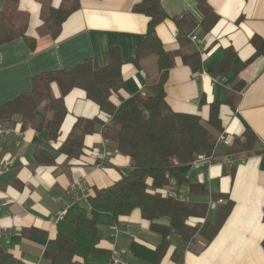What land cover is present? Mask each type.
I'll list each match as a JSON object with an SVG mask.
<instances>
[{
  "label": "crops",
  "instance_id": "crops-1",
  "mask_svg": "<svg viewBox=\"0 0 264 264\" xmlns=\"http://www.w3.org/2000/svg\"><path fill=\"white\" fill-rule=\"evenodd\" d=\"M159 1L166 19L155 33L165 52L180 56L197 52L189 40L191 35L201 42L197 73L184 65L179 55L174 57L164 85L166 104L172 112L199 116L205 126L210 105L219 104L221 131L212 133L216 138L224 133L230 143L216 147L217 159L209 168L196 169L190 164L178 168L189 183H203L206 195L190 196L187 184H172L166 191L206 205L204 219L189 221L198 231L205 221L214 222L229 204L230 212L210 241L199 233L188 242L170 234L157 260L155 251L161 236L150 229L138 209L117 223L102 214L97 221L100 252L85 260L76 258L75 264H110L113 251L126 264H264V0ZM139 2L80 0L79 9L52 39L42 20L45 10L57 7L60 0H19L18 11L28 16L26 36L36 42L34 50H29L22 39L0 45V107L30 93L32 78L39 73L73 68L86 60L94 70L105 67L110 49L119 53L124 84L110 102L117 107L134 94L147 96L159 71L155 55L143 57L138 65L132 62L148 22L145 16L131 11ZM207 12L212 14L213 24L204 32L202 22ZM252 39L257 40L256 45L262 42L259 52ZM234 61L244 67L237 71ZM237 82L242 87L235 91ZM50 89L54 99L61 98L56 84ZM62 101L66 115L54 141L47 140L43 130L20 129L17 120L0 123L20 133L16 139L0 140V162L12 160L10 168L0 173V230L7 233L6 239L0 236V248L25 264H47L43 254L51 249L50 242L56 236L53 218L61 207L55 197L70 199L68 189L77 181L90 194L94 188L110 187L130 171L129 158L116 152L114 141L106 134L110 117L79 89L63 96ZM76 122L84 138L81 154L72 158L57 149ZM247 129L256 137L255 148L231 151L232 144L241 142ZM103 151L108 153L107 158L102 157ZM230 153L245 157L246 162L224 165L223 156ZM51 157L49 163L38 161ZM154 223L167 226L169 220L162 217Z\"/></svg>",
  "mask_w": 264,
  "mask_h": 264
},
{
  "label": "trees",
  "instance_id": "trees-1",
  "mask_svg": "<svg viewBox=\"0 0 264 264\" xmlns=\"http://www.w3.org/2000/svg\"><path fill=\"white\" fill-rule=\"evenodd\" d=\"M18 2L2 0L0 45L22 39L29 50H34L36 40L26 36L28 16L18 11ZM79 6L80 0H60L57 7L49 6L42 20L46 34L52 39L57 38L64 21ZM131 11L148 18L144 39L136 47L132 62L138 65L145 56L157 57L159 76L157 82L148 88L147 96L134 94L121 100L117 107L110 102V97L124 88L120 74L122 61L118 51L110 49L105 67L94 70L91 62L86 60L73 68L39 73L32 78L30 93L22 94L0 107V123L17 120L20 129L29 127L43 130L47 140L54 141L66 115L62 97L79 89L101 112L110 117L111 123L106 134L114 141L116 152L130 161L128 174L121 175L110 187L92 189L87 198L89 209L80 204L69 207L57 223L56 236L49 245L51 249L43 254L47 264H75L76 258L85 260L89 255L100 252L97 221L102 214L117 223L138 209L141 218L150 223V229L161 236L160 245L155 251L157 260L167 247L170 234H177L182 242H188L199 233L210 241L230 212L231 204L220 210L214 222L205 221L198 231L189 221L204 219L206 205L165 195L170 181L176 186L187 184L192 197L206 195L203 183H189L178 173V168L190 164L197 154L210 155L214 150L216 137L212 131H221L220 105H210L206 126L197 115L175 113L169 109L165 101L164 85L168 70L174 66V57L180 54L165 52L156 36L155 29L166 19V15L159 0H140ZM202 24L203 31L207 32L213 24L211 13L204 15ZM256 42V39H252L259 52L263 44L259 42L256 45ZM180 57L193 73L200 70L197 52L190 51ZM234 66L239 71L244 64L234 61ZM52 84L57 85L61 98H53L50 89ZM241 87L242 84L237 82L234 90L238 91ZM227 103L230 104V99ZM83 138L79 122H76L57 152L72 158L78 157L82 152ZM255 146L256 137L247 129L242 134V141L233 143L230 150H250ZM38 161L49 163L53 158ZM162 217L168 218L167 226L154 223ZM261 247L264 251V238ZM173 256L176 257L175 253ZM175 259L178 260L177 257ZM0 264L25 263L0 248Z\"/></svg>",
  "mask_w": 264,
  "mask_h": 264
},
{
  "label": "built area",
  "instance_id": "built-area-1",
  "mask_svg": "<svg viewBox=\"0 0 264 264\" xmlns=\"http://www.w3.org/2000/svg\"><path fill=\"white\" fill-rule=\"evenodd\" d=\"M189 40L194 45L195 50L198 52L200 50V45H199V43H201L200 40L197 38L196 35H191L189 37ZM19 135L20 133L13 128H7V127L0 126V140L3 138H5L6 140L16 139V137H18ZM219 145H223V146L230 145L224 133L220 134L219 137L216 138L215 148L210 155H207L206 153H199L195 156V158L190 163V165L196 169L209 168L217 159L216 158V147ZM101 155L102 157H105V158L108 157V153L105 151H103ZM261 156L264 157V149L262 151ZM223 159H224L223 160L224 165L229 166V167L244 164L246 162L245 157L236 156L232 153L224 155ZM11 164H12L11 159H2L0 162V173L8 170ZM172 184L173 182L170 181L169 186ZM68 194L70 196V199L68 200H64L61 196L55 197V201L58 202L61 205V207L53 218L54 223H58L63 218L66 211L69 209V207L73 204H80L83 208L89 209V205L87 202V198L89 196L88 190L81 181H77L76 183L72 184L68 189ZM165 195H172L176 197L174 193L169 192V191H165ZM218 203L222 204L223 200H219ZM0 236L3 239L7 238V233L5 229L0 230ZM110 264H126V262L123 258L119 256V254L116 251H113L110 256Z\"/></svg>",
  "mask_w": 264,
  "mask_h": 264
},
{
  "label": "rangeland",
  "instance_id": "rangeland-1",
  "mask_svg": "<svg viewBox=\"0 0 264 264\" xmlns=\"http://www.w3.org/2000/svg\"><path fill=\"white\" fill-rule=\"evenodd\" d=\"M57 4V3H56ZM55 90H57V89H55ZM54 91V90H53Z\"/></svg>",
  "mask_w": 264,
  "mask_h": 264
}]
</instances>
